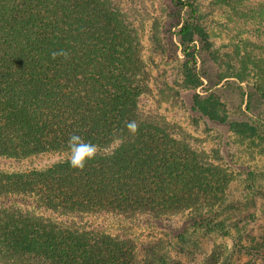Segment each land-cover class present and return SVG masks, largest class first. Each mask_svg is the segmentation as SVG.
Wrapping results in <instances>:
<instances>
[{
	"label": "trees",
	"instance_id": "16d2710c",
	"mask_svg": "<svg viewBox=\"0 0 264 264\" xmlns=\"http://www.w3.org/2000/svg\"><path fill=\"white\" fill-rule=\"evenodd\" d=\"M172 2L177 22L170 44L179 66L172 86L158 76L159 92L194 91L192 109L202 119L227 125L241 140L264 142L256 126L229 122L216 94L195 92L202 84L196 64L203 51L224 70L223 78L246 85L255 80L247 111L264 107V61L253 54L245 55L248 62L240 58L253 53L251 43H231V52L216 49L209 33V23L220 16L225 30L252 25L264 33L262 5L208 0L203 11L198 0ZM145 11L142 0H0V158H60L43 168L0 172V264H137L132 241L66 227L40 211L150 219L189 213L208 232L221 227L215 218L230 184L227 173L178 126L141 105L150 93L140 42ZM152 28L150 53L169 58L160 22ZM61 50L67 57L53 59ZM132 120L135 136L126 128ZM72 134L97 146L82 171L68 162ZM260 226L249 249L254 261L244 264H264V222ZM155 258L161 259L148 250L142 264Z\"/></svg>",
	"mask_w": 264,
	"mask_h": 264
},
{
	"label": "rangeland",
	"instance_id": "374dc122",
	"mask_svg": "<svg viewBox=\"0 0 264 264\" xmlns=\"http://www.w3.org/2000/svg\"><path fill=\"white\" fill-rule=\"evenodd\" d=\"M172 1L142 0L146 11L140 33L141 54L149 72L150 93L142 98L141 105L178 126L190 141L204 150L210 162L220 165L227 173L230 184L222 198L224 206L215 218V223L221 227L216 232H208L199 219H193L189 213L150 219L139 215L124 217L118 213L58 216L40 212L45 218L66 227L132 241L137 247V264L143 263L148 250L161 257L164 264H211V261L221 264L225 259L230 264L251 262L254 261L253 251H249L254 243L252 239L255 240L260 224L264 222V142L241 140L229 132L227 125L202 119L192 109L194 91H181L179 96L159 92L158 76L172 86L179 66L176 50L170 44L176 42L171 33L176 31L172 26L177 22V9ZM198 1L201 10L205 11L208 0ZM248 3L253 6L261 4L264 10V0H248ZM157 21L161 24V35L171 45L169 58L164 56L165 59H161L150 53L152 45L148 33ZM224 23L222 16L213 18L209 23V33L216 49L227 47L225 50L231 52V43L242 48V41H247L251 43L253 53H240V58L248 62L245 55L253 54L264 61V33L253 32L256 27L252 29V25H237L225 30ZM250 30L252 32H247ZM247 50L250 52V48ZM198 55L196 70L201 75L202 84L195 92L216 94L225 106L229 122H247L264 133V107L246 110L248 91L253 89L255 80L249 78L250 85H246L233 78H223L224 70L218 68L206 53L199 51ZM177 56L182 58L178 51ZM59 159L48 156L17 163L0 158V172L43 168ZM14 206L33 210L31 205ZM161 259L155 258L153 264H160Z\"/></svg>",
	"mask_w": 264,
	"mask_h": 264
},
{
	"label": "clouds",
	"instance_id": "9594fccd",
	"mask_svg": "<svg viewBox=\"0 0 264 264\" xmlns=\"http://www.w3.org/2000/svg\"><path fill=\"white\" fill-rule=\"evenodd\" d=\"M57 56L67 57V53L63 50L53 52L52 58ZM126 128L130 135L135 136L138 131V124L135 120L129 121ZM67 148L70 153L69 164L75 170H83L88 161L94 159L97 155V146L91 142H85L78 134H72L67 141Z\"/></svg>",
	"mask_w": 264,
	"mask_h": 264
}]
</instances>
